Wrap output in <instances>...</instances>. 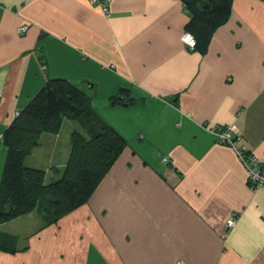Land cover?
<instances>
[{
  "label": "crops",
  "instance_id": "0c3cea01",
  "mask_svg": "<svg viewBox=\"0 0 264 264\" xmlns=\"http://www.w3.org/2000/svg\"><path fill=\"white\" fill-rule=\"evenodd\" d=\"M108 8L0 0V133L48 79L65 78L126 140L88 202L48 225L35 210L2 223L18 239L0 264H264V187L212 131L235 125L264 164V0H233L204 49L182 40L183 0ZM69 119L27 157L47 177L83 131ZM6 158L0 140V187Z\"/></svg>",
  "mask_w": 264,
  "mask_h": 264
},
{
  "label": "trees",
  "instance_id": "16d2710c",
  "mask_svg": "<svg viewBox=\"0 0 264 264\" xmlns=\"http://www.w3.org/2000/svg\"><path fill=\"white\" fill-rule=\"evenodd\" d=\"M183 2L196 39L194 48L204 49L214 31L229 20L233 0ZM125 90L121 87L120 92ZM67 118L79 121L83 131H73L67 164L60 175L50 178L45 169L26 160L41 143V135L58 133ZM0 140L7 147L0 187V225L34 210L45 225L57 222L89 201L126 146L125 138L95 115L90 97L65 78L48 79L19 110ZM17 239V235L0 229V249L16 252Z\"/></svg>",
  "mask_w": 264,
  "mask_h": 264
},
{
  "label": "built area",
  "instance_id": "2783aa9c",
  "mask_svg": "<svg viewBox=\"0 0 264 264\" xmlns=\"http://www.w3.org/2000/svg\"><path fill=\"white\" fill-rule=\"evenodd\" d=\"M94 2H98L105 11H109V3L110 0H92ZM27 29V25L23 24L19 31L24 32ZM182 40L184 43H186L187 46L194 48L196 45V39L194 35L190 32H186L182 36ZM1 95V92H0ZM19 113V110L16 112V114ZM212 131H214L217 141L228 144L231 146V148L235 151L238 158L243 162L245 165L247 172H248V178L249 182L252 188H258V187H264V164L261 162L260 158H258L252 151L249 150V148L242 144L241 141V135L238 132L235 125H227L223 128L217 126L216 128H213ZM3 134L0 133V139L2 138ZM235 219L229 218L227 220V224L229 227H232L235 224Z\"/></svg>",
  "mask_w": 264,
  "mask_h": 264
},
{
  "label": "rangeland",
  "instance_id": "374dc122",
  "mask_svg": "<svg viewBox=\"0 0 264 264\" xmlns=\"http://www.w3.org/2000/svg\"><path fill=\"white\" fill-rule=\"evenodd\" d=\"M70 120V122H77V120H74V119H69ZM66 122V121H65ZM65 124V123H64ZM68 124L69 123H67L66 125H63V128L64 129H66L67 127H68ZM75 124H77V123H75ZM27 161V160H26Z\"/></svg>",
  "mask_w": 264,
  "mask_h": 264
},
{
  "label": "water",
  "instance_id": "95a60500",
  "mask_svg": "<svg viewBox=\"0 0 264 264\" xmlns=\"http://www.w3.org/2000/svg\"><path fill=\"white\" fill-rule=\"evenodd\" d=\"M210 6L208 5V6H206V8H209Z\"/></svg>",
  "mask_w": 264,
  "mask_h": 264
}]
</instances>
